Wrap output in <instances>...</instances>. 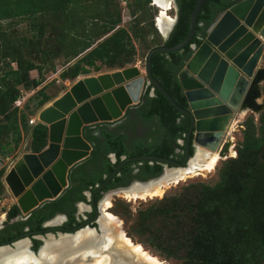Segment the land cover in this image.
I'll list each match as a JSON object with an SVG mask.
<instances>
[{"label": "trees", "instance_id": "1", "mask_svg": "<svg viewBox=\"0 0 264 264\" xmlns=\"http://www.w3.org/2000/svg\"><path fill=\"white\" fill-rule=\"evenodd\" d=\"M123 1H125V8L131 17L127 29L119 26L121 13L118 0H0V137L4 129L5 134L10 132V137L16 145L19 140L18 127H22L25 132L29 133L28 150L30 152L37 153L46 144V128L38 123L27 127L25 115L19 113L17 116L16 107L12 106L19 98V93L15 90L16 86L35 88L39 84L38 81L27 80L28 72L35 70L39 74L41 66L28 60L24 50L29 46L37 49L42 42H46V45L49 44L46 38L47 33L38 28L47 17L58 18L61 21V26L55 28V34L59 36L60 41L64 42V45L59 51H56L55 58L62 56L65 60L64 65H68L60 74L62 78L69 76L74 79L90 73H97L102 69L105 71L121 70L132 63L134 47L131 40L149 35L153 38L157 34L153 29L150 0ZM195 1L177 0V20L168 39L163 42V46L171 47L186 36L189 15ZM231 4L226 0H205L197 16L196 27L190 42L179 51L152 55L150 61L151 76L177 106L185 108L184 91L199 88L198 83L183 71L184 63L192 54L189 46L195 45L197 47L204 39L208 26L215 21L216 15L222 13ZM20 25L22 27L18 29ZM14 34H21V36L15 37ZM27 35L30 36L28 39ZM37 53L42 57L45 56V53L39 49H37ZM70 62L74 63L69 65ZM11 64H14L15 68L11 67ZM148 93L149 89H146L141 100L142 103L135 111L136 116L144 125L151 126L152 124V128L162 133L165 139H170L171 142L175 139L183 140L188 120L177 113L160 93L154 90L152 97H148ZM49 99V96L41 93V89L32 95L28 99V102L34 101L30 115H33V112L42 107ZM244 127V140L239 152L243 153L250 148L255 151L263 148L264 136L255 137L251 125L246 124ZM153 131L152 129L151 133ZM84 132L83 136L86 141L91 142L96 139L89 134L87 128ZM99 136L103 140V147L97 146L96 149L103 160L106 174H109L113 168L105 159V155L113 153L118 160L124 154L125 156H138L146 153L142 151L144 148L138 143H134L131 148L126 147L124 140L127 139V136L125 134L120 135L119 131H107L100 128ZM177 148L182 150V147L178 146ZM128 151L130 152L129 155L127 154ZM152 151H154L151 152L154 156L167 158L172 153V148H169L168 145H162L161 149ZM92 155L97 156L95 152ZM239 156L240 154H238L237 160ZM246 172L245 175L247 176ZM159 173L160 168L154 165L150 174L156 176ZM222 175L225 176L221 178L220 183L211 188L200 185V189L215 196L221 190L220 185L223 184V181L229 182L231 184L229 189L231 198L227 193L226 201L222 206L229 209V202L232 199H237L238 209L230 213L235 214L238 218V212L248 203L246 193L243 191H240L239 195L230 192L231 189L239 188L240 174L238 171H230ZM96 181L100 182V178ZM76 198L81 199L80 195H77ZM55 204L49 206L54 208ZM216 208L219 209V206ZM194 209L195 211L189 210L193 215L199 214L203 208L196 206ZM178 211H175L173 218L177 219L175 220V231L181 233L180 230L184 229L185 226L182 219L189 212L180 216L177 215ZM205 211V226L203 229H200L199 225L196 224L193 227L188 226V237L185 234L177 235L170 228L171 235L169 234L167 239L153 233L152 236L158 248H163L169 256L174 258H177V254L183 255L184 258H190L194 261L192 264H209L212 253L215 254L216 258L214 264H252V262L259 264L264 261L263 210L252 207L249 221L252 220L254 226L248 227L249 221L247 220L246 225L234 229H227L230 217L224 221L225 227L222 229L211 216V210ZM16 213L17 209L12 207L9 217ZM234 217L233 215L232 218ZM194 231L198 232L199 235L195 236ZM203 235L205 237H202ZM201 237L206 239L202 240ZM170 242H174V244ZM249 250L250 252H248Z\"/></svg>", "mask_w": 264, "mask_h": 264}, {"label": "water", "instance_id": "2", "mask_svg": "<svg viewBox=\"0 0 264 264\" xmlns=\"http://www.w3.org/2000/svg\"><path fill=\"white\" fill-rule=\"evenodd\" d=\"M169 1L173 3V0ZM204 1H195L189 15L186 36L171 47L161 45L149 50L142 69L131 66L77 77L67 91L36 114L38 124L46 128L44 148L37 153L23 154L4 177V184L21 214L26 215L61 194L66 187L67 172L91 152L90 144L84 139L83 130L93 125L120 120L129 109L140 103L147 87L160 93L177 113L186 117L188 127L183 141H179L183 150L182 162L160 157L136 158L164 164L157 177L133 183L137 185L138 192L159 184L158 181L165 176L166 171L171 170L174 173L193 169L192 164L199 162L193 161L198 149L209 153L217 152L219 157L225 159L228 145L223 140L240 109L246 107L253 112H260L264 108V100H261L262 108L254 101L260 96L259 84L264 81V69L258 68L264 51V0H242L232 5L209 26L197 47L190 46L192 54L184 63L183 71L198 83L199 88L183 92L185 108L176 105L150 72L153 54L176 52L190 42ZM150 3H153L152 0ZM154 20L155 17L153 27L165 41L175 18L165 32H160L155 27ZM127 161L124 160L113 169L101 187ZM129 191V188H118L111 194ZM102 218L101 211L96 220V229L85 227L72 230L57 234L56 239L49 236L58 241L61 237H73L86 230L94 233L100 245L103 238L99 239L101 232L98 221ZM42 246L32 255L37 256ZM106 253L110 254L113 261L121 260L120 264H138L131 255L121 254L119 249Z\"/></svg>", "mask_w": 264, "mask_h": 264}, {"label": "rangeland", "instance_id": "3", "mask_svg": "<svg viewBox=\"0 0 264 264\" xmlns=\"http://www.w3.org/2000/svg\"><path fill=\"white\" fill-rule=\"evenodd\" d=\"M170 3V2H169ZM121 23L120 27L127 29L130 25L131 17L125 8V1L118 0ZM171 4V10L167 12V16L174 21L175 13L174 8ZM152 5V6H151ZM151 7V13L156 18L158 15L157 8L149 3ZM152 19V21H153ZM156 23V19H155ZM61 26V21L58 18L47 17L42 25H39V29H43L47 33L46 38L49 44L42 42L37 48L39 51H43L45 56H40L37 53V49L29 46L26 48L25 57L31 60L33 63L41 66V71L39 74L35 70L28 72L29 81H38L39 84L35 88H23L21 85L16 86L15 90L19 93L18 100L13 104L12 107H16L17 116L19 113L25 115L26 126H33L38 123L36 121V114L46 105L51 103L54 99L58 98L75 82L77 78L71 79L69 76L62 78L60 74L67 68L68 65H64L65 60L61 56H56V51H59L63 47L64 42L59 40V36L55 34V28ZM22 25L18 27L20 29ZM155 30V28L153 27ZM156 36L151 38V36H146L144 38H139L136 40H131L134 47V55L132 57V63L127 67L137 66L142 69L145 53L150 49L161 46L164 39L155 30ZM15 37L21 36V34H14ZM30 36L27 35V39ZM74 62H70L72 65ZM11 67L15 68L14 64ZM258 68L264 69V51L258 62ZM115 71V70H113ZM110 71H105L102 69L97 73H90L89 75H95L98 73H105ZM87 76V75H86ZM80 77V76H79ZM41 89V93L46 94L50 99L39 109L30 115L33 110L34 101H29L28 99L37 93ZM260 100H264V81L259 84ZM39 98V97H38ZM10 109V108H8ZM10 111V110H9ZM1 121V120H0ZM251 125L253 127V135L264 136V108L260 112H253L252 110L246 111L243 116L236 119L232 127L229 130V136L231 138L232 150L236 154L234 158H225L219 160L215 165L211 173H203L200 176L187 178L176 185L168 187L164 195L159 198L144 199L128 201L123 199L119 195H110L109 200L111 204L110 213L116 217L121 223V229L123 233L134 243H139L146 251L154 255L162 264H192L194 261L190 258H184L183 255L177 254V258L169 256L164 249L158 248L156 241L153 238V233L162 236L163 239H167L169 234V228L175 231L176 221L173 216L175 211L180 216H184L189 212V210L195 211L194 207L199 206L203 208L199 214H189L182 219L185 226L184 229L175 231L177 235L185 234L189 236L188 226L199 225L200 229L205 226L206 211L211 210V216L214 217L217 225L223 229L225 220H230L227 223V229H234L239 226L246 225L247 220L249 221L252 214V207L260 208L264 211V147L258 151L250 148L249 150L240 153V147L243 143V131L245 129L244 125ZM251 134H252V128ZM2 132L0 137V217L8 212L9 208L15 205L14 199L11 197L6 185L4 184V177L15 163L23 154L31 153L28 150L29 145V133L25 132L22 127H18L19 140L15 145L10 137V132L5 134V130ZM6 136V137H5ZM210 154V153H209ZM240 154L239 159L237 156ZM248 171L246 172V169ZM230 171L237 172L240 174L239 188L230 190L231 193L236 195L240 194V191L246 193L247 205L239 208L238 218L232 212L237 210V199H232L229 202V209L223 207L222 204L226 201L227 193L229 198V189L231 184L229 182H224L221 186V190L216 193L217 195L212 196L210 192L200 189V185H205L207 187H213L215 184L220 183V180ZM247 173V176L245 175ZM216 200V201H213ZM224 200V201H223ZM219 206V209L216 208ZM233 215L235 216L234 218ZM252 220L248 222L247 226H254ZM195 236L199 233L194 231ZM176 236V235H174ZM202 237H205L203 235ZM201 237V238H202ZM206 238H202L204 240ZM174 244V242H170ZM163 247V246H162ZM250 252V250L248 251ZM227 257V253L225 259ZM192 258V257H191ZM191 263H190V261ZM216 258L215 254H211L209 259V264H214ZM226 261V260H225ZM252 264H256L253 263ZM259 264H264L261 261Z\"/></svg>", "mask_w": 264, "mask_h": 264}, {"label": "flooded vegetation", "instance_id": "4", "mask_svg": "<svg viewBox=\"0 0 264 264\" xmlns=\"http://www.w3.org/2000/svg\"><path fill=\"white\" fill-rule=\"evenodd\" d=\"M226 1L232 3V6L242 0ZM152 4L157 8L156 5H154V1ZM172 4L176 23L178 11L177 0H173ZM220 14L216 15V19ZM190 46L189 49L191 50ZM147 89H149L148 97H152L153 91H151L150 87H147ZM142 97L140 103L136 107L129 109L120 120L87 127L89 134L92 137H96L94 141H87L91 146V152L85 159L70 168L66 175V187L55 200L39 205L26 215L21 214L16 205H13L12 207L17 209V213L14 216L9 217L12 208L10 207L4 217H0V250L5 249L8 253L12 254L15 251V245L17 243L27 242V251L36 253L38 248L42 246L45 241H47L49 245L54 243L51 239H49V241L47 240L49 235H52L53 238L56 239L58 236L57 234H65L72 230H81L85 227L96 229V220L101 212L103 203L110 195H115L111 194L113 190L118 188L131 189L132 186H135L133 184L134 182H145L161 174L164 164L150 159L136 158L157 157L152 155L151 152H154L152 150L155 149H161L162 145H168L169 148H172V153L164 159H169L177 163L182 162L183 150L177 147H182L179 141L182 142L183 140L175 139L171 142L170 139H165L162 133L152 128V124L151 126H146L136 116L135 111L142 103ZM100 128H104L107 131H119L120 135L125 134L127 136V139L124 140V145L126 147L131 148L134 143H138L144 148L142 151L146 152L138 156H125L124 154L121 155L118 160H116L113 153L105 155V159H107L109 165L112 166L113 169L124 160L128 161L121 165L116 174L102 187L101 184L112 173L113 169L109 174L105 173L103 160L101 156L98 155L99 152L96 149L97 146L100 148L103 147V140L99 136ZM85 129L83 130V135ZM152 129L154 130L153 133H151ZM176 150L178 151L177 153ZM94 152L97 156L92 155ZM127 154L129 155L130 152L128 151ZM154 165L160 168V173L156 176L150 174ZM98 178H100V182L96 181ZM132 190L134 189H131V191ZM134 191H138V189ZM77 195H80L81 199H77ZM54 203H56L54 208L49 206Z\"/></svg>", "mask_w": 264, "mask_h": 264}, {"label": "bare ground", "instance_id": "5", "mask_svg": "<svg viewBox=\"0 0 264 264\" xmlns=\"http://www.w3.org/2000/svg\"><path fill=\"white\" fill-rule=\"evenodd\" d=\"M156 5L158 16L156 19L155 27L160 32H165L171 25L172 21L167 16V12L171 10V4L169 0H152ZM261 98L254 99L256 105L260 108L263 107ZM249 108L243 107L235 116L236 122L240 116H243ZM251 111V110H250ZM229 128V130H230ZM229 130L224 138V142L227 146V153L225 158H234L235 153L232 150L231 138L229 136ZM224 157H219L217 152L210 153L204 152L198 149L195 159L193 161H199L197 164H192L193 169L166 171L165 176L158 181L159 184L151 186V189L144 190L142 192L134 191L138 187L132 186L134 189L129 192L118 193L123 199L128 201L144 200L159 198L164 195L165 190L177 183L187 179L202 175L203 173H211L215 165L219 160H223ZM168 175H172L170 178ZM168 190V189H167ZM106 197V196H105ZM111 208L110 200L107 198L101 211L103 218L98 221V227L101 235L99 239L103 238V242L98 244V239L93 232L80 231L73 237H61L58 241L52 240L48 236V241L51 239L54 243L49 245L47 241L44 242V246L39 251L37 256H33L32 253L27 251V242H20L15 245L14 253L10 254L5 249L0 250V264H120L121 260L113 261L110 252L113 249H119L121 254L131 255L134 262L138 264H162L154 255L146 251L139 243L132 242L122 231L121 221L114 217L109 211ZM105 240V241H104ZM100 251V253H99ZM90 258L88 261L87 258Z\"/></svg>", "mask_w": 264, "mask_h": 264}]
</instances>
